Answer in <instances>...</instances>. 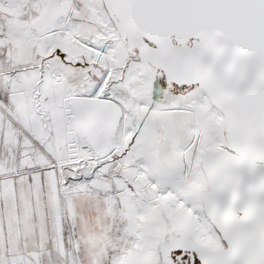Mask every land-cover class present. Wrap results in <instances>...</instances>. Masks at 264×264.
Masks as SVG:
<instances>
[{
    "label": "snow or ice",
    "instance_id": "1",
    "mask_svg": "<svg viewBox=\"0 0 264 264\" xmlns=\"http://www.w3.org/2000/svg\"><path fill=\"white\" fill-rule=\"evenodd\" d=\"M0 264H264V0H0Z\"/></svg>",
    "mask_w": 264,
    "mask_h": 264
}]
</instances>
